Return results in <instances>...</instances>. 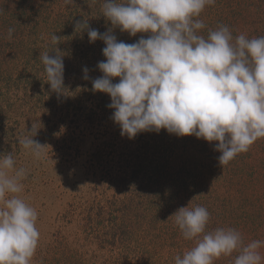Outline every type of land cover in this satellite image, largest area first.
Segmentation results:
<instances>
[{"label": "rangeland", "instance_id": "374dc122", "mask_svg": "<svg viewBox=\"0 0 264 264\" xmlns=\"http://www.w3.org/2000/svg\"><path fill=\"white\" fill-rule=\"evenodd\" d=\"M102 5L0 0V154L11 153L15 168L27 173L16 195L37 212L40 236L30 264H175L195 246L173 215L187 205L207 208L206 231L230 227L244 244L264 240V138L221 167L216 142L164 129L121 135L110 97L92 90L105 45L90 43L75 24L87 21L101 33L113 28L125 43L148 34L129 36L113 27ZM196 19L205 36L219 25L233 38L264 36V0H215ZM46 52L62 56L63 94L47 83ZM35 131L33 139L45 145L39 160L19 143ZM236 255L213 264H234Z\"/></svg>", "mask_w": 264, "mask_h": 264}, {"label": "clouds", "instance_id": "9594fccd", "mask_svg": "<svg viewBox=\"0 0 264 264\" xmlns=\"http://www.w3.org/2000/svg\"><path fill=\"white\" fill-rule=\"evenodd\" d=\"M73 0H65L66 4ZM215 0H103V17L129 36L143 35L134 43L119 41L113 28L101 33L87 21L75 28L87 31L89 42L100 40L102 73L92 80V90L107 94L112 120L129 139L161 129L177 136L194 135L215 143L222 167L237 154L247 152L264 138V36L233 35L219 25L202 35L206 26L196 19ZM14 28L8 29L11 39ZM56 45L60 37L51 36ZM47 83L63 94L62 56H41ZM89 79L87 67L82 69ZM118 78V82H113ZM32 131V130H31ZM31 131H27L31 133ZM25 135L19 143L39 160L44 147ZM24 168H15L11 153L0 154V264H30L40 233L37 212L20 196ZM218 179V178H217ZM200 195V194H199ZM186 240L195 246L175 257V264H213L234 252V264H262L264 240L244 244L234 228L206 231V207L183 206L173 214Z\"/></svg>", "mask_w": 264, "mask_h": 264}, {"label": "trees", "instance_id": "16d2710c", "mask_svg": "<svg viewBox=\"0 0 264 264\" xmlns=\"http://www.w3.org/2000/svg\"><path fill=\"white\" fill-rule=\"evenodd\" d=\"M100 54H102V50H101V53Z\"/></svg>", "mask_w": 264, "mask_h": 264}]
</instances>
